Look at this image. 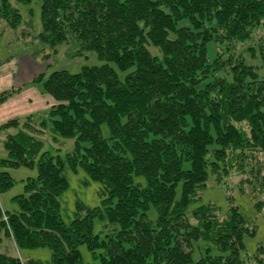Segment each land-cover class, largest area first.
<instances>
[{"label": "trees", "instance_id": "1", "mask_svg": "<svg viewBox=\"0 0 264 264\" xmlns=\"http://www.w3.org/2000/svg\"><path fill=\"white\" fill-rule=\"evenodd\" d=\"M32 1L0 0V35L22 25L13 2ZM37 1L45 48L35 61L44 64L65 44L77 45L71 56L92 53L102 64L74 74L43 70L0 92V105L27 87L54 101L0 123V193L14 184L6 170H36L13 198L17 210L0 207V240L47 249L50 264H83L81 246L100 264H264L262 247L246 251L256 226L233 195L250 193L264 221V80L237 51L264 28V0ZM28 38L25 29L17 37L34 42ZM210 42L221 48L212 61ZM258 49L264 67V45ZM46 135L74 140L73 149L44 150ZM67 170L100 183L103 197L98 207L78 205L68 223L59 203ZM210 182L224 192L223 213L204 202ZM94 218L104 222V238L94 234ZM198 243L204 255L194 261ZM0 264L42 263L1 254Z\"/></svg>", "mask_w": 264, "mask_h": 264}, {"label": "rangeland", "instance_id": "2", "mask_svg": "<svg viewBox=\"0 0 264 264\" xmlns=\"http://www.w3.org/2000/svg\"><path fill=\"white\" fill-rule=\"evenodd\" d=\"M13 6L18 9L22 16V25L20 28L13 31H6V33L0 35V74H5V72H10L11 67L15 63L8 62L5 63L7 59H17L18 57L25 58L26 56H31L33 53L44 49L45 46L38 40V35L42 31L41 24V2L34 0L28 5H21L13 2ZM3 25V23H2ZM28 25V27H27ZM187 21H182L178 24L179 27L188 26ZM26 27V28H25ZM25 29V32L30 34V38L27 41L33 40L34 42L29 43V45L24 44L23 40L17 39L19 33ZM33 37V38H32ZM36 38V39H35ZM259 45H264V28H260L253 32L251 41H246L242 46H239L237 51L242 54L247 65L256 68V73L258 78L264 80V67H262L260 55H259ZM254 48V52L251 50H244V48ZM77 45H60L57 47V53L52 54V59L41 64L45 70L46 74L53 71L65 70L70 74L78 73L84 66H97L102 64L98 60L97 56L92 53H87L86 56H71L70 53ZM149 51L152 55H159L158 51L150 46ZM221 48L213 42L207 44V57L209 61H212ZM49 65V66H48ZM30 81V80H29ZM28 81V82H29ZM27 84V83H26ZM23 84L22 86H24ZM39 92V91H38ZM39 111L48 110L54 105L53 99L49 95L38 94ZM49 127V125H48ZM6 133H0V158L6 157V151L3 148V142ZM102 135L104 137L108 136L107 129L104 127L102 129ZM45 147L44 150L55 152L60 149V155L64 156L66 153L73 149L74 140L61 139L59 143H53L49 135L45 136ZM11 178L14 180V184L8 190L0 193V207L3 211L12 212L17 210V205L13 201L15 196L23 193L24 182L28 177H35L36 170L26 169V168H10L6 170ZM67 181L68 189L64 191L59 197V203L61 207V216L64 222L68 223L73 219L77 211V206L82 205L88 209L98 207L101 204L102 196L100 191H102V186L100 183L91 181L82 170H78L77 173H73L67 170ZM135 182L143 183V178L135 177ZM210 188L204 194V202L215 201L218 203L222 209V213L227 209V201L224 197V192L222 189L213 186V182H210ZM179 187L177 189V192ZM234 202L239 208L244 219L250 225L256 226V234L254 237L245 238L246 251L250 254L254 253L258 247L264 249V221L258 216L253 208L252 195L249 193L245 196H241L236 192H233ZM84 213L79 214L82 216ZM5 219V218H4ZM103 224L98 218H94L93 221V232L94 234L103 237ZM79 251L82 256L83 264H100L99 259H94L92 254L87 251L85 246L79 247ZM216 252L213 250L212 254ZM8 255L19 258L21 261H26L28 259L41 261L42 264H50V252L47 249H18L11 239L7 237H2L0 240V255ZM204 255V245L198 243L194 246L193 260L196 261Z\"/></svg>", "mask_w": 264, "mask_h": 264}, {"label": "crops", "instance_id": "3", "mask_svg": "<svg viewBox=\"0 0 264 264\" xmlns=\"http://www.w3.org/2000/svg\"><path fill=\"white\" fill-rule=\"evenodd\" d=\"M12 61L15 65L11 67L10 72L0 74V92L10 87L19 88L43 71L39 63L35 62L30 55L25 58L7 59L4 62L8 63ZM38 94L37 88L27 87L20 94L0 105V123L11 118H22L40 112L38 108Z\"/></svg>", "mask_w": 264, "mask_h": 264}]
</instances>
